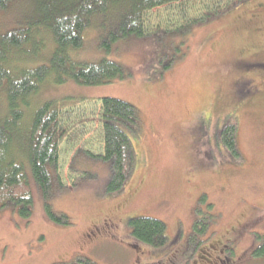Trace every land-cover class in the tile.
Here are the masks:
<instances>
[{
  "label": "rangeland",
  "instance_id": "rangeland-1",
  "mask_svg": "<svg viewBox=\"0 0 264 264\" xmlns=\"http://www.w3.org/2000/svg\"><path fill=\"white\" fill-rule=\"evenodd\" d=\"M258 1L188 0L190 19L223 4L218 14L214 9L203 23L179 32H171L184 23L179 6L156 9L147 16L149 36L121 42L111 52L103 46L102 26L94 23L73 60L116 62L128 77L100 87L52 85L32 101L31 107L53 101L72 112L71 139L77 134V140L61 146L64 188L56 183L48 202L69 221L51 220L32 181L29 221L11 209L0 212V264H162L158 260L166 258L160 255L182 246L188 264L216 242L225 246L227 259L236 249L244 264H264L254 256L264 236V67L246 68L264 63V25L259 19L252 24L247 15ZM39 18L33 1L16 0L0 13V36ZM42 33L44 61L52 42ZM31 61L18 57L11 64L18 70L32 67ZM244 77L252 79L258 99L246 95ZM105 98L132 104L143 121L131 136L135 170L116 195L107 193L111 165L97 157L104 151L99 115ZM229 124L236 127L240 159L223 147L220 133ZM144 217L167 225V246L154 249L133 240L129 221ZM105 220L112 227L110 240L93 235Z\"/></svg>",
  "mask_w": 264,
  "mask_h": 264
},
{
  "label": "trees",
  "instance_id": "trees-1",
  "mask_svg": "<svg viewBox=\"0 0 264 264\" xmlns=\"http://www.w3.org/2000/svg\"><path fill=\"white\" fill-rule=\"evenodd\" d=\"M15 1L0 0V13ZM30 1L35 3L40 20L0 36V212L11 209L29 221L34 214L33 181L47 202L51 220L68 224V218L56 215L48 202L56 183L64 188L59 175L61 146L66 141L77 140L75 133L71 139L72 112L64 111L66 107L63 109L53 101L44 104L42 101L41 105L31 107L32 101L42 95L44 88L69 81L82 87H100L127 79L123 67L116 62L88 65L73 60V55L83 49L84 36L94 23L102 26L106 35L103 46L111 52L121 42L149 36L147 16L156 9L179 6L184 23L174 31L171 29L179 32L203 23L214 9L218 14L223 3H216L204 18L190 19L185 4L188 0ZM44 31L52 43L47 60L43 61L40 56L46 41ZM18 57L24 62L34 58L35 61H31L32 67L17 70L11 62ZM100 109L104 151L97 157L110 163L112 178L107 193L116 195L125 190L135 170L136 151L131 136L141 131L142 114L132 104L115 98L103 99ZM220 136L223 146L234 158L240 159L236 127L229 124ZM129 227L136 243L155 249L169 244L167 225L162 221L136 218L129 221ZM258 238L261 246L254 256L264 259V236Z\"/></svg>",
  "mask_w": 264,
  "mask_h": 264
},
{
  "label": "flooded vegetation",
  "instance_id": "flooded-vegetation-1",
  "mask_svg": "<svg viewBox=\"0 0 264 264\" xmlns=\"http://www.w3.org/2000/svg\"><path fill=\"white\" fill-rule=\"evenodd\" d=\"M250 8L253 9L254 11L247 12V15L249 16L248 17L249 21L253 24L254 23L253 21L259 19V25L264 24V22H261L264 19V0H259L258 2H255L253 5H251ZM240 62L241 64H246L245 60H243L242 58ZM255 67H264V63L263 64L247 63L246 65V68L248 69L247 71ZM240 84L241 86L244 85L248 89L246 95H252L253 98H255V100L256 98L258 99L259 90H256V87L254 86L252 79L244 77V79L240 82ZM111 234H112V227L110 226V222L107 220L103 221L100 227L97 228L96 231L93 233V235H95L96 237L101 236V238L103 239L107 238L109 240ZM173 239H174L173 243L176 244L178 240L177 234L174 236ZM168 241L170 242V239H168ZM213 244L214 245L207 246V248H205V250L201 253L202 255L199 257L198 260L195 259V256H193L192 259L190 260V263L188 264H244L245 260H242L241 259L242 257L239 258L236 249L234 251V258L227 259L226 257H223V254L225 252V246L223 245V243L221 244L216 242ZM146 247H150V246H146ZM249 253H250V249H248V252L244 253V255H246V257L248 258ZM185 254H186V248L184 246H182V248L170 249L165 254L160 255L162 256V258H166V260L162 261L161 259H159L158 261H161L162 264H184L183 257ZM167 260L168 262H166Z\"/></svg>",
  "mask_w": 264,
  "mask_h": 264
}]
</instances>
